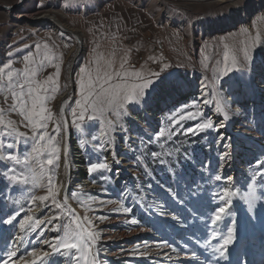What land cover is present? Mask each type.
Masks as SVG:
<instances>
[{"label": "rangeland", "instance_id": "1", "mask_svg": "<svg viewBox=\"0 0 264 264\" xmlns=\"http://www.w3.org/2000/svg\"><path fill=\"white\" fill-rule=\"evenodd\" d=\"M3 3L17 6L12 10L0 6V68L11 65L0 72V78L6 83V72H23L27 57L38 64L47 55L34 79L43 82L53 77L50 90L39 93L38 110L43 108L50 117L42 134L51 135V139L45 143L55 144L58 152L54 165L49 166L46 161L50 157L36 158L30 147L26 149L24 137L17 139L16 133L26 137L34 133L19 107L12 108L14 89L0 85V145L15 141L11 151L20 161L18 165L0 163V216L20 212L12 225H0V254L19 248L17 256L11 258L12 264L30 261L24 248L30 247V240L35 243L37 233L43 238L38 247L51 253L43 240L59 239L64 226L71 229L80 222L76 214L71 217L74 209L64 201L66 198L84 228L98 234V239L83 252L60 249L49 258L50 264H85L84 259H77L82 256L95 264H217L218 253L212 251L217 240L211 238V231L226 235L232 220L226 213L215 228L211 226L215 208L223 206L213 199V193L227 188L238 238L230 248V264H264V183L250 180L261 171L255 161H264V87L257 83V68L264 60V0H0V5ZM120 10L119 20L125 24L118 31L110 15ZM48 16L81 34L79 50L75 36L54 27ZM123 29L130 33L129 40H125ZM146 35L152 41L138 48L136 39ZM152 44L157 46L160 68H155L152 54L149 56ZM139 49L145 53L146 62L132 66L133 53ZM70 65L72 84L68 78ZM121 70L145 77L161 73L162 81L154 85L148 105L125 104L120 108L101 94L89 100L81 119V105L76 103L84 100L81 83L87 85L89 76L95 82L106 74L112 75L111 84L140 82L118 79L115 73ZM175 80L184 87L173 91L164 86ZM64 94L71 130L67 159L60 112ZM27 99L30 107L31 98ZM185 107L200 116L183 120V130L176 133L170 117L177 111L185 115ZM208 119L219 127V134L213 129L196 136L185 134L187 128ZM9 121L11 124L5 127ZM12 128L16 133L6 139L5 133ZM160 129L165 133L158 139ZM220 134L225 137L223 144L218 143ZM76 147L84 165L82 178L74 170L72 152ZM8 152L0 147V156ZM224 152L231 154L232 162L221 169L218 157ZM153 153L157 154L155 158ZM193 155L195 163L185 160ZM93 162H105L109 170L89 174L88 166ZM205 162H210L208 167H202ZM9 167L14 172L8 171ZM66 169L71 170L68 176ZM13 174L35 180V186L20 183L13 187L6 178ZM215 175H221L222 180L217 181ZM229 176L233 177L231 182L226 180ZM50 183L61 209H56L51 199L33 200L47 195ZM66 183L69 185L64 187ZM250 184L259 197L252 210L247 199ZM196 185L203 195L196 201L185 199L188 189ZM168 189L185 199V204L178 203ZM125 207L131 211L124 213ZM188 207L196 213L195 220ZM24 215L41 221L60 218L42 224L33 233L19 228L18 221ZM174 215L186 226L172 219ZM205 240L209 241L207 245ZM162 241L181 249L187 244L188 256L191 252L197 256L178 259L172 247H160ZM219 264L229 262L220 259Z\"/></svg>", "mask_w": 264, "mask_h": 264}, {"label": "snow or ice", "instance_id": "2", "mask_svg": "<svg viewBox=\"0 0 264 264\" xmlns=\"http://www.w3.org/2000/svg\"><path fill=\"white\" fill-rule=\"evenodd\" d=\"M37 49L40 48L39 45H36ZM45 49L47 48V45H44ZM47 59V55H45V59L37 62L33 60L32 57H27V66L23 70V72H13V71H7V82L5 83L2 78H0V85H3L4 87L14 89L13 91V97L15 100L14 105L12 106L13 110L18 106L20 109V112L23 114L24 119L27 121V124L32 128L33 135L31 137H26L24 133H16V129L12 128L10 129L9 133H5V138L8 139L10 136V133H16L17 139L19 137H24V143L27 147L31 148V153L35 154L36 158H40L43 155H47L48 158L46 163L49 166L54 165V160L57 158V152L58 149L55 146V144H46V139H51V135H45L42 133L46 132L47 129V121L50 119L49 115L45 113L43 108H40L38 110V105L41 100V97L39 93L41 92H47L50 89L48 88V85L53 81V77L49 76L48 80L40 82L36 81L34 79L36 71L39 68H43L45 64V60ZM11 67L10 64L4 65L3 68H0V72H5L6 69H9ZM165 68L168 67V65H164ZM123 69V66H122ZM81 71H84V69H81ZM55 76H59V66L57 65V71L55 73ZM115 76L118 79L127 81L129 79L138 80L140 82L138 83H121V84H111L110 81L112 79L111 74H106L103 78L97 77L95 82H93L92 78L89 76L88 83L85 85L83 82L81 83V94L84 97L83 102L80 100H77L76 103L81 105V111L79 113V116L81 119L84 118V111L89 107V100L93 97H99L101 94L106 96L108 98V102L110 104H113L114 106H118L120 108H123L125 104L134 106V107H140L143 105H148L149 103V97L152 92V89L154 85L157 84L158 81H162V75L161 73H151L148 77L142 76L141 73L136 71H119L115 73ZM150 77H155V79H152ZM23 81V83H21ZM107 84V87L105 85ZM166 88L171 89L173 91H178L181 88L184 87V84L178 80L171 81L164 85ZM15 89H19V91H15ZM26 89V90H25ZM31 98V105L29 107L28 99ZM94 106V105H93ZM221 110L222 109H218ZM183 111L186 113L185 115H181L179 111H177L172 117H170V123L173 125L174 130L176 133H179L183 130L182 127V121L192 120L195 118H198L200 116V113H192L188 112L187 108L185 107ZM73 115L75 116V111L73 112ZM179 117V119H177ZM228 118L227 112H225V119ZM0 124H3L2 119H0ZM11 124V121L8 122V125H4L5 127H8ZM62 126V125H61ZM213 129L218 134L220 132L219 127L210 119L204 120L203 122H198L194 125V127H189L186 129L185 134H192L194 136L199 135L201 132L205 130ZM38 130V131H37ZM55 131V130H54ZM165 130L160 129L157 138L164 137ZM172 135V132H169V136ZM95 139V138H93ZM151 139V138H150ZM229 142L231 141V138H227ZM225 140V137L220 134L218 143L223 144ZM14 142H9L3 145H0V147L7 148L9 150L7 156H0V163H4L5 161L13 162L14 164H19L20 161L18 160L17 155L13 154L11 151L14 148ZM227 147V145H225ZM100 150H106L104 148H101ZM153 157H156V153L152 154ZM185 160L195 163V156L192 157H185ZM219 166L221 169L230 166L232 162V156L229 152L222 153L219 157ZM210 162H205V164L202 167H208ZM255 164L257 167L261 168V171L257 172L255 176H251L250 180L253 182L260 181L261 183H264V161L257 159L255 161ZM42 166V165H41ZM8 171H13L14 168L9 167L7 169ZM103 170H109V165L105 162H93L90 163L88 166V173L93 174L97 173L98 171ZM118 173V170H117ZM173 176L175 178V174L173 173ZM12 182V186L15 187L20 183H23L24 185H28L29 183L32 184V186H35V180L29 181L27 178H21L15 174L11 175L10 177H6ZM51 180V178H49ZM215 179L217 181H221L222 177L221 175H215ZM226 180L228 182H231L233 180V177H227ZM186 187V185H185ZM169 193L178 200V203L181 205L185 204V199L189 200H198L202 195L203 192L199 190V185L193 186L192 188L188 189L187 196L185 199H180L176 197V192L171 191L168 189ZM229 190L227 188H224L221 193H213V199L223 206H218L215 208V211L213 213V216L211 217V226L215 228V226L218 225V223L224 218L225 214H228L229 219L232 220V224L227 229V234L223 235L217 230L211 231V238L213 240H217V243L212 246V251L214 254L218 253V259L217 264H219V260L223 259L226 262H229L230 264V248L231 246H234V244L237 242V235H236V221L232 218L231 215V199ZM39 200L41 202H46L51 199L52 205L56 209H61V205L56 202V192L53 190V187L51 186V183L49 184L47 195H42L39 197H33V200ZM247 199L249 203L250 210L254 209L255 202L259 199V197L256 195L255 189L252 187V185H249V192L247 193ZM226 201V203H225ZM16 203H19V201H16ZM264 206V205H262ZM20 211H23V208L20 209ZM71 212V210H68ZM131 211L130 208L125 207L123 208L124 213H129ZM188 211L190 216L193 217V220H195L196 213L193 211L191 207H188ZM67 215V213H65ZM20 216V212L13 211L11 214L0 216V225H12L14 221H17L18 217ZM71 217H75V213L71 212ZM60 217H53L52 219H49L47 221H41L39 219L34 220L32 215H24L23 219H19V228L24 231H31L33 233L37 232V229L40 228L42 224H52L53 220H57ZM172 219L176 220L178 223H180L183 226H186L184 221L179 216H173ZM203 219V217H201ZM132 223H137L136 220H133ZM205 223H207L205 221ZM64 234L59 239H53L52 241L49 240H43V243L45 246L50 247L52 249V252L44 251L38 247L41 240L43 239L39 234L37 233L35 243H33L31 240L29 241V246L27 248H24V251L27 252V254L31 257L30 261H25L23 264H46V261L48 264H50V257L56 253L60 249L63 250H77V251H85L90 250V247L92 244H95L98 239V234L85 231L82 223L75 222V228H68L67 226H64ZM53 231H56L58 229L53 228ZM23 243V240H21V244ZM199 243V241H197ZM205 245L209 243L208 240H205ZM160 247H172L168 241H162L160 244ZM20 249L16 250H8L4 252L3 254H0V264H12L11 258L16 257ZM172 251L177 254L178 259H195L197 256L196 252H191L190 257L188 256V245L185 244L183 248L179 247H172ZM184 253L183 256H181V253ZM165 256L171 260L172 257L167 256V253H165ZM77 259H84L85 264H95L94 261H88L86 256L78 257ZM239 264H246V261L239 262Z\"/></svg>", "mask_w": 264, "mask_h": 264}, {"label": "bare ground", "instance_id": "3", "mask_svg": "<svg viewBox=\"0 0 264 264\" xmlns=\"http://www.w3.org/2000/svg\"><path fill=\"white\" fill-rule=\"evenodd\" d=\"M219 2H223L225 0H218ZM4 4V3H3ZM4 5H8V6H11L10 4H4ZM47 18L50 19L51 23L54 25V27L56 28H63L67 33H70V35H74L75 36V39H76V43H77V48L78 50L81 48L82 46V36L81 34L77 33L75 30H71L69 28H66L63 26V24L61 22L58 21V19L54 18V17H51V16H48ZM71 65L69 67V70H68V78H69V81L71 82L72 84V78H70V75H71ZM264 60L263 62L258 66L257 68V76L259 75L260 77L257 79V83L260 84L261 86L264 87ZM165 88V87H163ZM61 101H62V105L60 107V112H61V115H62V119H63V124L65 126V144L63 146V154H64V158L67 159V154H66V146H67V142L70 141V138H71V130H70V125L68 124V121H67V115L65 114V109H64V105H65V102H66V95L64 94L62 97H61ZM135 119V118H134ZM74 152H72L73 154V157L75 158L74 159V163H75V169L78 173V176L80 178H82V174L84 172V165H83V162H82V159L80 158L81 155L78 154L77 152V147L75 149H73ZM73 170V171H74ZM67 171V176L70 174V169H66ZM66 182V181H65Z\"/></svg>", "mask_w": 264, "mask_h": 264}, {"label": "built area", "instance_id": "4", "mask_svg": "<svg viewBox=\"0 0 264 264\" xmlns=\"http://www.w3.org/2000/svg\"><path fill=\"white\" fill-rule=\"evenodd\" d=\"M151 41L152 40H151L150 36L146 35V36H143L141 38L136 39V46H138V48H140L141 45L149 44V42H151ZM156 47H157L156 45L152 46V51L149 52V56L152 54L151 61H152V64L155 66V68H160V61H159L158 57L156 56V54H158L159 52H158V49ZM131 61H132L131 62L132 66H134L136 64L145 63L146 62L145 53L140 51V49L137 52L134 51L133 58L131 59Z\"/></svg>", "mask_w": 264, "mask_h": 264}, {"label": "crops", "instance_id": "5", "mask_svg": "<svg viewBox=\"0 0 264 264\" xmlns=\"http://www.w3.org/2000/svg\"><path fill=\"white\" fill-rule=\"evenodd\" d=\"M119 11V10H118ZM115 12V13H113V15H110V17H111V22L112 23H114L113 25H115V28L119 31V30H121V28L123 27V25L125 24V22H121L120 20H119V18H121V14H122V12H121V10H120V12ZM127 27V26H126ZM122 32H125V40H129V35H130V33L129 32H127V31H125L124 29L122 30ZM121 32V33H122ZM117 33H119V32H117ZM116 33V35H118Z\"/></svg>", "mask_w": 264, "mask_h": 264}, {"label": "water", "instance_id": "6", "mask_svg": "<svg viewBox=\"0 0 264 264\" xmlns=\"http://www.w3.org/2000/svg\"><path fill=\"white\" fill-rule=\"evenodd\" d=\"M22 1H23V0H19V3H21ZM0 6H2V8L6 9V10H12V8L16 7L17 5H15V6H14V5H12V6H8V5H0ZM67 185H68V184L66 183V184L64 185V187L67 186ZM64 187H63L62 190H61V194L63 193ZM61 194H60V195H61ZM64 201H65V202H66L71 208L74 209L75 214L77 215V217H79L80 223H82V225H83V227H84L83 221H82L80 215L78 214L77 210L75 209V207H73V206L69 203L68 200L66 201V198L64 199ZM84 229H85V228H84ZM85 231H87V230L85 229Z\"/></svg>", "mask_w": 264, "mask_h": 264}]
</instances>
